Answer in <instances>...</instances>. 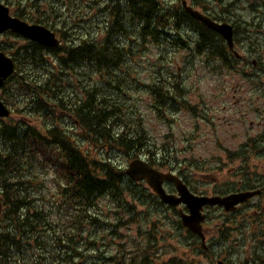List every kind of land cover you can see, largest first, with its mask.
Wrapping results in <instances>:
<instances>
[{
    "label": "trees",
    "instance_id": "trees-1",
    "mask_svg": "<svg viewBox=\"0 0 264 264\" xmlns=\"http://www.w3.org/2000/svg\"><path fill=\"white\" fill-rule=\"evenodd\" d=\"M1 1L8 4L16 16L55 30L62 38V44L58 48H47L33 42L19 47L14 57L16 72L1 91L3 100L22 118H0V198L3 204L0 264H78V259L86 258L80 248L87 240L81 242L87 227L107 226L111 229L119 224L109 223L108 216L95 212L98 201L108 197L119 209L134 208L127 202L124 187L130 182L136 183L126 179L124 171L112 161V153L118 149L129 157L147 152L150 159H155L154 152L149 150L143 120L128 111L130 106L118 101V91L122 89V75L130 72L127 64L136 56L135 37L141 38L144 45L157 41L161 28L170 25V14L168 10H161L159 0H89L91 3L86 1L83 6L96 8L102 16L99 22L90 18L92 30L87 31L84 25L82 36L73 30L74 22L63 20L64 11L57 2L67 4V0H55L56 3L51 0H44V3L42 0ZM66 8L70 5L63 7ZM182 13L187 18L186 13ZM85 16L83 13L79 18L82 23ZM177 17L181 21L182 16ZM246 24L253 27V22ZM251 27L247 28L248 32ZM206 31L212 30L206 28ZM123 37L128 39L126 44L120 41ZM36 48L56 53V66L42 54L39 56ZM80 67H88L89 71ZM181 82L165 80L159 83L156 79L147 84L152 108L160 113L171 99L175 100V91H185ZM191 109L195 110L193 106ZM59 112L71 121L72 128L63 125L60 121L63 115ZM33 114L43 117L45 126L43 124L42 130L24 119ZM88 144L96 152L103 147L111 149V153L100 149L102 160H97L92 157V150L85 148ZM45 171L52 174L51 180ZM47 195L52 199L47 200ZM149 197L156 196L149 193ZM158 204L162 205L161 202ZM134 213L132 211V215ZM119 220L123 221L122 218ZM178 226L182 228L180 222ZM222 233L228 232L223 230ZM187 234L194 240L193 245L199 244L194 234ZM89 244L96 246L95 241L90 240ZM149 255L142 261L137 255L128 262L121 254L115 261L116 264H151ZM94 261L87 264H97ZM256 263L264 264V256ZM161 264L185 262L171 258L170 262Z\"/></svg>",
    "mask_w": 264,
    "mask_h": 264
},
{
    "label": "rangeland",
    "instance_id": "rangeland-1",
    "mask_svg": "<svg viewBox=\"0 0 264 264\" xmlns=\"http://www.w3.org/2000/svg\"><path fill=\"white\" fill-rule=\"evenodd\" d=\"M51 1L55 2V0ZM86 1L91 3L89 0H67V4L64 1L57 2L64 11V22L66 20L74 22L73 30L76 35H84V25L87 31L92 30L90 18L99 22L102 16L96 8L86 9L83 6ZM169 1L175 2V0H164V2ZM205 1L218 14L230 15L232 21L239 22L236 26L237 50L247 58V61L236 65L251 67L252 58L255 56L251 49L252 44L250 45L251 35L252 40H258L261 51L264 50V32L261 33L257 28V24L264 25V0ZM42 2L45 1L42 0ZM68 5H70L69 9H63ZM83 13L86 16L82 23L79 18ZM252 22L253 26H256L254 30L246 24ZM250 27L249 35L246 37L245 32ZM138 39V36L134 39L136 56L134 55L135 57L127 64L130 72L122 75L123 80L120 85L122 89L118 91V101L130 106L128 111L132 112L136 118L143 120L150 145L149 150L156 154L159 164L165 163L163 170H180L195 190H204L210 195L230 191L236 187L239 180L246 184L264 182V150H248L246 154L242 152L243 150L237 149L242 140L240 135L257 134L255 125L252 128L251 123L258 124L261 118L258 111L264 110L262 106L257 107L258 102H248L250 97L255 99L249 88L250 81H241L247 85L243 89L249 88L244 92L248 97L242 100V104L246 106L235 103L243 91L234 92L232 87L238 79L229 78L239 75L231 74L224 77L225 74L210 70L206 59H188L186 52H180L173 56L176 59L172 66L182 68L183 73H179V76L181 75L184 79L185 87L188 86L191 89H188L184 95L187 103L176 111L172 109V105L164 106L162 118V115H158L152 108L153 100L146 85L161 76H164L161 80L165 81L170 73L169 70L159 66L160 51L156 48V41H150L144 45ZM4 41L14 44L9 46L10 55L17 47L31 45L30 42L17 37H4ZM127 42V37H123L122 43ZM36 49L39 56L42 54V57H45L50 64L56 66V53ZM166 57L168 56L164 55L162 64L166 62ZM184 67L191 68L183 70ZM80 69L89 71L88 67H80ZM96 77L98 80L99 76L96 75ZM230 82L231 84H228ZM253 91L255 94L264 92L259 89H253ZM188 104L195 106L199 114L206 112L207 119L193 114ZM252 105L257 107L258 111H251L248 116H244V110ZM12 117L15 120L22 118L16 112ZM24 119L40 130L43 129L41 115L33 114ZM65 122L69 128L73 126L70 120L67 119ZM100 149L97 152L95 148L91 149L92 157L98 158L97 160H102V155L99 154ZM109 150L111 149L108 148V152ZM104 154L105 157L108 156ZM242 154L246 161L242 158ZM141 155L145 158L149 157L147 152ZM111 157L118 167L124 170L134 155L128 157L117 149ZM45 175L49 179L52 178V174L47 171ZM139 185L138 187L130 182L124 187L127 202L135 206L133 209L129 207L125 211L123 208L119 209L117 204L108 197L98 201L95 212L103 217L108 216L109 223L119 222V224L111 229L107 226L87 227L81 242L85 238L87 240L82 244L83 248H80L86 258L78 259V263L87 264L90 260L98 259V264H116L115 259L121 254L128 262L137 255L141 256L138 260L142 261L141 259L146 258L150 253L151 264L170 262L171 258H178L185 264H216L217 259H223L227 264H258L256 262L264 256V194L252 199L249 205L242 206L237 212L227 213L218 207H211L203 224L206 244L209 246L207 250H204L199 245L200 242L193 245L194 240L188 238L186 230L178 226L175 212L158 205L157 198L146 197L152 190L145 183H139ZM50 188L54 189L52 184ZM136 190H139V193ZM50 197L51 195H47V200ZM50 206L54 207L52 204ZM132 211L135 212L133 215ZM119 218L123 221L121 222ZM223 230L228 233L224 235ZM90 240L95 241V247L100 249L95 250V247L89 244ZM147 249L149 252L146 251Z\"/></svg>",
    "mask_w": 264,
    "mask_h": 264
},
{
    "label": "flooded vegetation",
    "instance_id": "flooded-vegetation-1",
    "mask_svg": "<svg viewBox=\"0 0 264 264\" xmlns=\"http://www.w3.org/2000/svg\"><path fill=\"white\" fill-rule=\"evenodd\" d=\"M234 1V0H233ZM183 0H175V2H164V0H160V6L161 10L167 11L170 14V25L166 26V28H161V34L159 36V39L156 43V48L160 51L159 56V66L163 67L167 70H169L170 74H178L183 73L182 68L179 67H173V61L176 59V54L180 52H186L188 54V59H206L207 60V67H209L210 70L213 72H216L218 74H225L224 77L236 74L239 75L237 77H230L229 79H238L236 83L233 84L232 89L234 92L237 91H243L242 95H239V98L235 100V103L242 104L243 99H246L248 96L244 92L248 91V89H251L252 94L255 96V99L249 98L248 102H258L259 106L264 107V92L261 94H255L254 90H264V50L261 51L259 47V42L257 39L250 41L251 49L255 56L252 58V66H237L236 64L240 62L247 61V58L244 56H235L234 57V49H237V38L235 37V47L234 49H229L224 41V38L222 35H218L214 31H209L208 35L206 28L201 25L198 21L194 20L189 13L186 11V6L182 5ZM187 3L189 6L200 10L204 14L211 16L213 19L219 21V22H229L233 25L235 33L237 31V22L232 21L230 15H223L218 14L215 10L212 9L211 6L207 3L205 0H187ZM233 4V3H232ZM172 10V11H171ZM229 10V8L227 9ZM171 11V12H169ZM176 11V12H175ZM186 13L187 18L183 17V13ZM172 13V14H171ZM177 13V14H176ZM175 14V15H174ZM178 15H181L182 19L180 22L178 21ZM177 18V19H176ZM185 19V20H184ZM184 21V22H182ZM179 22V23H178ZM189 22V23H188ZM181 23V25H180ZM183 23V24H182ZM190 23H193L190 25ZM186 24V25H185ZM183 25V27H182ZM181 26V28H180ZM190 27V28H189ZM256 28V26L254 25ZM184 28V29H183ZM260 29L261 33L264 32V26L257 27ZM193 29V30H191ZM208 29V28H207ZM202 31V33H201ZM204 31V32H203ZM9 33L8 31L0 35V50H2V38L5 34ZM205 33V34H204ZM202 34V35H201ZM204 35V36H203ZM166 36V37H165ZM161 37V38H160ZM207 37V38H205ZM210 38V41H209ZM214 39V41H213ZM207 41V42H206ZM205 42V44H204ZM214 42V43H213ZM211 43V44H210ZM210 45V46H209ZM209 46V47H208ZM164 55L168 56L166 57V62L162 64V59L164 58ZM211 61V62H210ZM211 64V65H210ZM216 64V65H215ZM179 68V69H178ZM188 68L191 67H184L183 70H188ZM205 68V67H203ZM181 80H184L181 75L179 76ZM242 80H249V88L243 89L244 87H247L245 83H242ZM253 81V82H252ZM228 84H231L228 83ZM184 89L188 91V89H191L190 87L186 86ZM186 95L185 92H182L179 99H175L172 102V109L174 111L180 110L183 107V104L187 102L186 98L184 97ZM234 97H236L234 95ZM243 106H246L245 104H242ZM257 107H254L252 105L250 108L244 110V116H248L249 112L251 111H258ZM198 111V110H197ZM258 111V114L261 116V118L258 120V124H255L254 122L251 123L252 128H254V125L257 129L256 135H240L242 137L241 142L238 144V150H243L244 152H248V150H264V110ZM60 114V112H59ZM199 118L207 119L206 112H199L196 114ZM254 123V124H253ZM172 172L179 176L183 182L188 186L189 190L198 195V196H204V195H210L207 191L204 190H195L188 182L187 177L180 171V170H174L172 169ZM170 192L177 193V190L174 186V184L170 183ZM249 184V183H248ZM243 182L242 180L238 181V184L235 188L231 189L230 191L224 192V193H215L219 195H228L230 193H237L241 191H247L252 190L256 188H263V191L261 193L264 194V182H261V184H255L250 183L249 185ZM260 195V196H261ZM254 199V198H252ZM250 199L249 201H246L240 205H238L235 212H237L242 206L249 205V203L252 201ZM211 207H205V214L206 217L208 216V211ZM216 208V207H212ZM219 209H223L222 207H218ZM174 210H177L178 212H186L187 208L184 204H181L177 207L173 208ZM224 210V209H223ZM228 213V212H227ZM155 254V253H154Z\"/></svg>",
    "mask_w": 264,
    "mask_h": 264
},
{
    "label": "water",
    "instance_id": "water-1",
    "mask_svg": "<svg viewBox=\"0 0 264 264\" xmlns=\"http://www.w3.org/2000/svg\"><path fill=\"white\" fill-rule=\"evenodd\" d=\"M187 9L195 18L222 34L227 40L229 47L233 48V27L231 24L215 22L191 7H188ZM8 29L43 45L54 47L58 46L60 43L54 31L44 25L30 24L23 19L12 16L10 14V8L0 2V33ZM14 71V61L4 52H0V88L4 85L8 76L13 74ZM10 114L11 111L0 99V117L9 116ZM126 172L135 180H146L164 202L171 205H178L181 202L185 203L189 212L181 213L182 222L186 227L201 237L204 245L205 234L202 222L205 220V214L203 211L206 205H219L224 207L228 212L235 211L239 204L248 201L262 191L261 189H256L231 193L225 196H197L190 192L186 184L178 176L172 173L161 172L142 159L131 161ZM165 180L171 181L175 184L180 196L170 194L166 191L163 185ZM216 264L227 263L223 259H218Z\"/></svg>",
    "mask_w": 264,
    "mask_h": 264
},
{
    "label": "bare ground",
    "instance_id": "bare-ground-1",
    "mask_svg": "<svg viewBox=\"0 0 264 264\" xmlns=\"http://www.w3.org/2000/svg\"><path fill=\"white\" fill-rule=\"evenodd\" d=\"M121 6H122V5H121ZM115 7H116V6H115ZM125 7H126V6H125ZM126 8H127V7H126ZM158 9H159V8H158ZM113 10H114V9H113ZM114 11H115V10H114ZM122 11H123V10H122ZM127 11H128V10H127ZM163 11H164V10H163ZM171 11H172V10H171ZM171 11H169V12H171ZM175 12H176V11H175ZM113 14H114V13H113ZM124 14H125V13H124ZM160 14H161V11H160ZM164 14H165V13H164ZM171 14H172V13H171ZM176 14H177V13H176ZM109 15H110V14H109ZM174 15H175V14H174ZM180 16H181V15H180ZM21 18H22V16H21ZM112 18H113V17H112ZM165 18H167V17H165ZM178 18H179V17H178ZM114 19H115V18H114ZM120 19H121V18H120ZM162 19H164V17H162ZM176 19H177V18H176ZM118 20H119V19H118ZM181 20H182V19H181ZM184 20H185V19H184ZM110 21H111V20H110ZM120 22H121V21H120ZM179 22H180V21H179ZM179 22H178V23H179ZM182 22H184V21H182ZM122 23H123V22H122ZM188 23H189V22H188ZM113 24H114V23H113ZM182 24H183V23H182ZM191 24H193V23H190V25H191ZM120 25H121V24H120ZM180 25H181V23H180ZM185 25H186V24H185ZM113 26H114V25H113ZM116 26H117V25H116ZM116 26H115V27H116ZM158 26H159V25H158ZM182 27H183V25H182ZM180 28H181V26H180ZM189 28H190V27H189ZM183 29H184V28H183ZM191 30H193V29H191ZM203 32H204V31H203ZM201 33H202V31H201ZM140 34H141V33H140ZM160 34H161V33H160ZM202 34H203V33H202ZM202 34H201V35H202ZM204 34H205V33H204ZM208 34H210V33H208ZM141 35H142V34H141ZM159 36H160V35H159ZM203 36H204V35H203ZM205 36H206V35H205ZM141 37H142V36H141ZM145 37H146V36H145ZM147 37H148V36H147ZM165 37H166V36H165ZM136 38H137V37H136ZM160 38H161V37H160ZM205 38H207V37H205ZM140 39H141V38H140ZM138 40H139V39H138ZM143 40H145V39H143ZM209 41H210V38H209ZM213 41H214V39H213ZM110 42H111V41H110ZM137 42H138V41H137ZM137 42H136V43H137ZM140 42H141V40H140ZM206 42H207V41H206ZM112 43H113V42H112ZM138 43H139V42H138ZM213 43H214V42H213ZM204 44H205V42H204ZM210 44H211V43H210ZM115 45H116V44H115ZM116 46H118V45H116ZM209 46H210V45H209ZM209 46H208V47H209ZM120 49H122V48H120ZM87 50H88V49H87ZM80 51H81V50H80ZM81 53H82V52H81ZM92 53H94V52H92ZM122 54H123V53H122ZM76 55H77V54H76ZM79 55H80V53H79ZM89 55H90V54H89ZM91 55H92V54H91ZM92 56H94V55H92ZM123 56H124V55H123ZM127 56H128V55H127ZM127 56H125V57H127ZM77 57H78V56H77ZM77 57H75V58H77ZM86 57H87V56H86ZM97 57H98V56H97ZM120 57H121V56H120ZM81 58H82V57H81ZM95 58H96V56H95ZM91 59H92V58H91ZM96 59H97V58H96ZM111 59H112V58H111ZM117 59H118V57H117ZM123 59H124V58H123ZM87 60H88V59H87ZM105 60H106V59H105ZM113 60H116V59L114 58ZM92 61H93V60H92ZM92 61H91V62H92ZM77 62H78V61H77ZM99 62H100V61H99ZM115 62H116V61H115ZM89 63H90V62H89ZM69 64H70V63H69ZM70 65H72V64H70ZM76 65H77V64H76ZM79 65H80V64H79ZM93 66H94V65H93ZM101 67H103V66H101ZM111 67H113V66H111ZM72 68H73V67H72ZM74 68H75V67H74ZM109 70H110V69H109ZM111 74H112V73H111ZM115 74H116V73H115ZM116 82H117V81H116ZM114 83H115V82H114ZM114 85H117V84H114ZM64 87H65V86H64ZM61 88H63V87H61ZM68 88H69V87H68ZM109 88H110V87H109ZM66 89H67V88H66ZM52 92H53V91H52ZM56 92H57V91H56ZM60 92H61V91H60ZM91 94H92V93H90V95H91ZM64 95H66V94H64ZM88 95H89V94H88ZM88 95H87V96H88ZM95 95H96V94H95ZM48 96H49V95H48ZM92 96H94V95H92ZM98 96H99V95H98ZM98 96H97V97H98ZM42 97H43V96H42ZM70 97H71V96H70ZM89 97H90V96H89ZM94 97H95V96H94ZM50 98H51V97H50ZM68 98H69V96H68ZM45 99H46V96H45ZM45 99H44V100H45ZM52 99H53V98H52ZM58 99L61 100L60 98H58ZM63 99H64V97H63ZM39 100H40V99H39ZM49 100H50V99H49ZM68 100H69V99H68ZM92 100H93V99H92ZM31 101H32V100H31ZM34 101H35V100H34ZM40 101H41V100H40ZM61 101H62V100H61ZM63 101H65V100H63ZM66 101H67V100H66ZM85 102H86V101H85ZM97 102H98V101H97ZM54 103H55V102H54ZM60 103H61V102H60ZM71 103H72V102H71ZM74 103H75V102H74ZM94 103H95V102H94ZM107 103H108V102H107ZM34 104H35V103H34ZM41 104H42V103H41ZM50 104H51V103H50ZM52 104H53V102H52ZM97 104H98V103H97ZM97 104H96V105H97ZM28 105H29V104H28ZM31 106H32V105H31ZM38 106H39V105H38ZM60 106L63 107L61 104H60ZM65 106H67V105H65ZM69 106H70V105H69ZM79 106H80V105H79ZM39 107H40V106H39ZM39 107H38V108H39ZM43 107H44V106H43ZM92 107H93V106H92ZM27 108H28V107H27ZM29 108H30V107H29ZM72 108H73V106H72ZM44 109H45V108H44ZM48 109H49V108H48ZM75 109H76V107H75ZM75 109H74V110H75ZM40 110H41V109H40ZM49 110H50V109H49ZM49 110H48V111H49ZM78 110H80V109H78ZM78 110H77V111H78ZM44 111H45V110H44ZM75 111H76V110H75ZM73 112H74V111H73ZM49 113H50V112H49ZM70 114H71V113H70ZM72 114H73V113H72ZM77 114H78V113H77ZM44 115H45V114H44ZM73 115H74V114H73ZM73 115H72V116H73ZM74 116H75V115H74ZM76 118H77V117H76ZM79 120H80V119H79ZM82 120H83V119H82ZM83 123H85V122H83ZM88 136H89V135H88ZM91 137H92V135H91ZM94 137H95V136H94ZM57 138H58V137H57ZM59 139H60V137H59ZM90 139H91V138H90ZM60 140H61V139H60ZM60 140H59V141H60ZM69 141H70V140H69ZM96 142H97V141H96ZM72 143H73V142H72ZM72 145H73V144H72ZM70 146H71V145H70ZM68 150H70V149H68ZM73 150H74V149H73ZM77 152H78V151H77ZM78 155H79V153H78ZM6 238H7V237H6ZM9 238H10V237H9ZM6 242H7V241H6ZM7 243H8V242H7ZM0 246H1V245H0Z\"/></svg>",
    "mask_w": 264,
    "mask_h": 264
}]
</instances>
